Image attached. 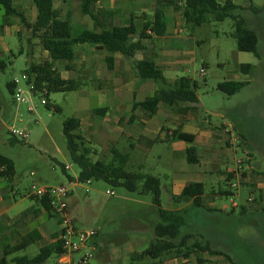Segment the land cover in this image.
<instances>
[{"label": "rangeland", "instance_id": "1", "mask_svg": "<svg viewBox=\"0 0 264 264\" xmlns=\"http://www.w3.org/2000/svg\"><path fill=\"white\" fill-rule=\"evenodd\" d=\"M16 1L13 0L14 5ZM231 1L239 6L236 14L256 32L259 56L237 50L231 18L216 21L209 17L193 29L187 28L181 21L178 28L182 31L178 36L185 43L183 57L178 69L173 70L171 75L164 71V75L173 79L186 76L196 82L198 102L193 113L196 121L184 128L199 124L221 132L224 125L227 133L222 134V140L228 137L229 141L228 144L222 141L213 147L220 154L217 164L220 173L207 174L202 178L205 204L203 207L188 206L185 209L188 225H194L197 232L210 240L214 249L229 256L235 264H264V0ZM113 2L115 6L119 3ZM78 4L79 0H54L53 7L61 17H65L69 9L71 19H90L79 12ZM30 5L33 6L31 0ZM2 11L0 59L5 61L6 67L0 70V154L11 159L14 165L11 178H0L8 197L6 204L10 206L7 215L17 217L34 204L32 199L24 197L33 183L67 185L72 191L67 204L71 208L75 227L79 230H96L93 237L95 246L91 244L94 246L91 264H151L125 254L126 245H133V250L142 252L155 238L153 226L158 222V216L151 194L129 192L122 186H111L102 180L78 182L79 167L70 158L62 132L65 119L79 118L83 123L77 132L94 150L91 154L93 161H108L111 148L115 147L129 156L126 170L142 171L160 179L161 208H178L181 202H174L169 190L173 171L176 170L173 167L172 145L158 142L144 151L136 149L140 145L136 139L129 136L116 138L114 131L121 127L119 124L112 122L108 129H100L98 116L91 112L103 104L93 85H109L116 74L122 81L138 79L133 68L135 60L133 57H123L116 68L110 70L105 64H99L97 57L94 61H88V51L76 45V57L72 62H56L54 66L64 76L80 78L83 86L75 91L53 92L48 97L29 95L30 103L18 104L12 100L7 82L14 77L21 79L20 75L27 65L41 63L48 56L40 46L39 39L20 23L18 17H9L7 23L3 22ZM173 13L177 16L173 19H181L178 12ZM71 28L72 32L77 33L89 27L72 22ZM240 64H250L251 69L244 73L239 69ZM65 65L71 66L72 70L66 71ZM222 81H240L244 82V86L234 94L227 95L217 88ZM21 87L26 90L23 82ZM159 88L156 84L152 91L139 92L138 97L144 99L152 96ZM43 99L50 106L43 105ZM29 104L33 106V111L28 110ZM54 106L59 110L54 111ZM171 111L174 113L176 108ZM86 119L91 125L89 129H83ZM10 126L25 130L27 139L15 137L17 142L11 143ZM178 159L180 169L193 167L181 154ZM66 165L70 168L63 171L62 166ZM235 169L239 172L231 173ZM227 174H231L230 180H226ZM68 176L73 180L69 181ZM248 176L250 178L244 180ZM226 189L231 194L216 196V192ZM51 221L55 225V219ZM38 252L39 247L32 244L10 256L31 257ZM68 256L73 260L71 264H76L80 255ZM198 258L203 260L201 264H230L223 255L207 253L192 255L189 260H169L164 264H200ZM57 261L58 257L53 254L43 264H57Z\"/></svg>", "mask_w": 264, "mask_h": 264}, {"label": "trees", "instance_id": "2", "mask_svg": "<svg viewBox=\"0 0 264 264\" xmlns=\"http://www.w3.org/2000/svg\"><path fill=\"white\" fill-rule=\"evenodd\" d=\"M99 0H79L78 9L82 15L88 16L94 23L93 30L84 29L78 33H73L70 15L65 18L59 16L57 9L53 7L54 0H31L36 9V16L33 22H28L21 11L14 5L13 0H0V7L7 17H18L20 23L39 39L40 46L47 53L48 58L41 63H30L22 73L28 76V83L33 85V94L49 96L53 92H68L80 89L83 83L80 78H62L54 64L56 62H72L76 57V45H94L104 48L111 54L120 53L125 57L132 58L138 51H144L142 40L147 38V30L157 36L165 32V22L163 20L164 7H171L181 16L183 24L190 29L202 25L209 17L216 21L231 18L234 24L233 38L236 48L242 52H252L257 57L256 49L258 37L254 30L250 29L246 21L236 11L239 6L231 0H155V12L153 20L144 23L139 29L134 23L126 26H111L101 22V19H113V12L95 7ZM106 25V28L103 26ZM138 35L133 40L134 35ZM112 58H109V62ZM6 67L5 61L0 59V70ZM110 69V63L108 65ZM133 68L136 75L141 79L152 80L160 85L154 94L143 101L135 103V106L142 108L149 115H153L159 103H163L168 108L178 107L180 112L190 110V105L198 102L196 95V82L189 77L181 76L173 82H169L163 75L161 69L150 58H143L135 61ZM66 69H72L66 65ZM239 69L247 73L251 69L250 64H240ZM244 86L240 81H222L218 83L219 91L232 95ZM6 87L11 96L13 93V83L7 82ZM46 91L43 94V91ZM182 105H184L182 107ZM46 106H50L49 103ZM58 111V107H53ZM104 109H94V115H102ZM81 129L80 119L70 117L64 120L62 132L66 139L70 158L79 167L77 176L78 182L88 180H102L111 186H122L129 192L138 194H151L152 203L156 207L158 222L153 226L154 240L143 250L139 256L148 257L151 264H164L173 259L182 258L188 260L192 255L207 253L209 255H223L230 262L235 264L229 256L218 249H214L210 240L194 229V225H188L186 210L172 211L162 209L160 206V180L158 177L142 171L132 172L126 170L128 160L127 154L121 153L116 148H111V158L108 161H93L91 154L94 153L91 146L85 141L83 136L77 131ZM9 134H11L9 132ZM12 135V134H11ZM171 139L192 142L193 137L187 133L174 131ZM11 143L17 142L15 136L10 138ZM194 147L187 148L189 163H195L192 157ZM64 171V166H62ZM14 175L13 161L0 154V177L11 178ZM231 174H227L226 180H230ZM69 181L73 178L68 176ZM204 185L200 182H190L184 186L181 193L172 196L174 202H190L191 208L203 207L202 196ZM222 195H229V189L220 191ZM43 208L51 212L46 198L39 199ZM24 214V213H23ZM185 227V229H183ZM189 227V228H188ZM56 236V235H55ZM24 240L21 244L3 248V256L0 264H43L53 254L60 256L62 248L59 242L47 244L39 249L33 257L16 256L7 259L16 251L24 249L29 242ZM34 242V241H33ZM133 258V257H132ZM201 264L202 259H197Z\"/></svg>", "mask_w": 264, "mask_h": 264}, {"label": "crops", "instance_id": "3", "mask_svg": "<svg viewBox=\"0 0 264 264\" xmlns=\"http://www.w3.org/2000/svg\"><path fill=\"white\" fill-rule=\"evenodd\" d=\"M113 1H115L116 3L119 2L117 6H115V3ZM14 6L23 13L28 22L34 21L36 10L33 6L30 5V0H17L16 5ZM132 6L134 9H132ZM155 6V0H99L95 5V7L98 9H106L113 12V19H101L102 23L116 27L126 26L134 23L139 29L143 26L144 23L153 20ZM0 10L3 9L0 7ZM68 10L69 9H67L65 17L67 14L71 16L70 11ZM162 11L163 20L165 22L164 34L161 36H157L147 30L146 33L148 37L142 40V44L144 45L145 49L144 51L136 52L133 56V59L135 61H139L145 57L150 58L161 69L163 75L164 71L168 72L171 75V72L173 70L178 69V63L183 57L182 51L184 50L183 46H185V43L184 40H181L178 36L180 34V31H182L178 28L179 22L181 23L182 19H173L177 16L173 13L174 10L171 7H164ZM171 12L172 16H170ZM1 16L3 22L7 23L9 21V17H7L5 13H1ZM179 17L181 18L180 15ZM68 20L70 21V24L73 22L76 25L87 26L89 27L87 28L89 30H93L94 28V23L91 19H71L70 17V19ZM103 27L106 28V25ZM137 37V34L134 35L133 40H136ZM81 46H83V48L88 51V61H94V58L97 57L98 63L105 64L106 68H108V65L110 63V70L115 69L118 62L122 60L123 57H125L120 53L111 54L104 48L94 45L85 44ZM110 57L112 58V61L109 62ZM164 60L165 63H163ZM64 68L66 71L72 70H67L66 65ZM60 75L62 78H69V75L64 76L62 73H60ZM164 77L169 82H173L175 79L179 78L177 77L173 79L172 77H166L165 75ZM155 85L156 84L152 80L141 79L139 77L138 79L131 78L122 81V79L118 77L117 74L113 78V80L110 81L109 85H105L103 87L93 85L94 92L97 95L100 94V98L102 99L101 103H103L102 106L94 109H104L102 115H96L98 116L97 125L100 129L105 130L111 126L112 122H116L121 126L120 128H117V131H114V135L116 136V138L119 139L123 136L134 138L140 144L136 149H141L142 151H144L146 148H149L154 143L169 142L172 145L173 150V167L176 168V170L173 171L171 177L169 190L171 191L170 194L172 196H177L181 193L184 186L188 183H203L202 178L205 175L218 172L217 164L220 161V154L213 147L215 144H218L222 141H224L225 144H228V137H226L225 140H222V134L227 133V129H225V126L222 125L221 132H217L199 124L185 129L184 126L193 121H196L193 113L197 108V103L190 105L191 109L186 112H180L178 110V107H174L176 108V111L174 113L171 111V109L173 108H168L163 103H159L157 106V110L153 115H149L142 108L135 106V103L143 101L144 99L150 97L148 96L144 99H141L138 97V93H147L149 91H152ZM122 93H124V95H122ZM183 106L184 105H182V107ZM94 109H92V111ZM82 123L83 122L80 120L81 126ZM84 126L85 127L83 129H89V127L91 126L89 123V119H86V122H84ZM164 131H166L167 133L165 134ZM174 131H179L191 135L193 137V141L186 142L184 140L171 139L170 137ZM190 146L194 147L195 149L194 153L192 154V157L196 159L195 163H189L187 161L189 155L186 151ZM180 154L184 156L185 161L188 164H192L193 167L187 170L180 169L181 167H178L179 159L177 160V157ZM218 173H220V171ZM248 178L250 177L248 176L247 178H244V180ZM203 185L204 194L202 196V202L204 205L205 203L203 198L205 196V184L203 183ZM220 191L222 190L216 192V196L222 195L220 194ZM5 193V188L2 187L0 183V258H2L3 256V248L5 246L14 247L21 244L24 240L31 239L34 241L29 242V244L24 249L32 244H35L40 249L44 245L57 242L56 237L59 230L58 215L46 211L40 204L39 199H36L29 195L28 190L24 197L32 199L34 201V204L30 205L26 210L22 211L17 217H10L7 215V209L10 206L9 204H6L8 197ZM215 197L213 199H215ZM188 206L191 207L190 202H181V204H178V208L166 210L183 211ZM69 210L71 211L70 207ZM53 218L55 219V225L52 224L51 221V219ZM91 244L94 245L93 239ZM132 247L133 245H126V255H131L137 261L139 259L142 262H152V260L148 257L141 258L139 256L141 252H136L132 249ZM8 257L7 259H11L16 256H10L9 258ZM57 257V264H65L63 262H60L61 259H63L60 258L61 256ZM89 264H91V262Z\"/></svg>", "mask_w": 264, "mask_h": 264}, {"label": "built area", "instance_id": "4", "mask_svg": "<svg viewBox=\"0 0 264 264\" xmlns=\"http://www.w3.org/2000/svg\"><path fill=\"white\" fill-rule=\"evenodd\" d=\"M201 73H204V69H201ZM21 79L14 77L11 79L13 83V93L12 99L16 103H30L29 95L33 94V85L32 83H28V76L25 73L20 75ZM21 82H23L26 86V90L22 89ZM46 91H43L45 94ZM27 94V95H25ZM41 103L46 105L48 103L47 100H42ZM29 111H33V106L29 104ZM9 132L15 136L19 137L23 140H26L28 137V133L25 130L17 129L13 126L9 127ZM241 162V161H240ZM240 162L238 164H240ZM70 166H64V169H69ZM238 173V170H233L231 173ZM33 175V173H31ZM89 181V180H88ZM87 181V182H88ZM235 185L233 184L232 187ZM72 193L71 189L64 184L60 185H51V184H36L33 183L29 187V195L36 198H46L50 207V210L53 214L59 216V230L56 237V241L60 243L62 248V254L60 255V262L65 264L73 263L72 258H70L69 254H77L79 253V258L76 260V264H89L91 259L93 258L94 246L91 245V240L96 235V230L94 229H85L79 230L74 225V217L71 211L69 210V206L67 204V198ZM112 194V192H108ZM233 205H236L233 203ZM66 257V258H65Z\"/></svg>", "mask_w": 264, "mask_h": 264}]
</instances>
